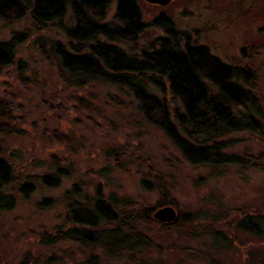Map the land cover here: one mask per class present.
<instances>
[{"label": "trees", "instance_id": "1", "mask_svg": "<svg viewBox=\"0 0 264 264\" xmlns=\"http://www.w3.org/2000/svg\"><path fill=\"white\" fill-rule=\"evenodd\" d=\"M110 4L111 0H0L1 19L8 23L27 22L24 30L0 41V73L14 65L24 70L22 61L15 63L17 50L32 34L38 35L33 45L54 68L57 79L68 91L66 97L75 103L76 112H98L114 131L120 126L128 127L139 136L147 130L146 134L162 141L182 166L207 167L220 175L231 166L244 165V159L226 153L232 141L224 138L261 131L262 114L250 72L223 64L204 47L191 46L186 34L175 30L170 18L159 16L146 24L136 0H116L114 17L106 23ZM148 27L161 29L163 37L155 40L140 57L128 55L118 47L137 41ZM48 32L67 38V46L56 38L46 39ZM165 85L171 103L152 92L154 89L163 94ZM91 91L95 93H89L88 100L81 96L69 98L74 92L87 95ZM12 118L10 105L0 102V135L17 132L11 125ZM63 140L71 143L72 138ZM104 153L107 163L111 159L117 168L130 161L123 149L106 146ZM52 159L47 164L50 174L29 176L20 185L13 168L0 158V213L11 214L19 201H27L39 184L57 189L64 178L74 175L71 165ZM113 170L111 166L104 171L113 173ZM158 174L154 183H146L143 176L139 178L140 187L145 192L156 190L159 200L154 206L138 211L128 208V202L123 204L115 195L86 193L82 190L86 184L78 180L59 200L41 199L35 203L36 210H61L67 229L56 227L50 233L38 234L36 246L18 257L2 253L0 264H65L64 258L75 254L72 249L65 250L67 242L84 255L83 262L73 264H104L108 259L110 262L124 258L136 263L137 255L150 243L138 225L149 227L151 212L171 205L169 186ZM119 205L123 209L120 212ZM218 214L220 211L215 213ZM183 217L189 216L178 215L170 224L174 233L165 234L168 238H164L180 242L188 237L199 248L211 243L212 248L235 254L236 264H249V258L243 261L239 252L232 250L239 238L247 246L253 241L255 246L247 248L264 257V203L255 216L221 224L220 217H213L212 224L206 225L194 224L196 218L191 216L182 221ZM243 223L246 231L240 229ZM221 244H225L224 250ZM97 250L98 256L94 253ZM260 264H264V259Z\"/></svg>", "mask_w": 264, "mask_h": 264}, {"label": "rangeland", "instance_id": "2", "mask_svg": "<svg viewBox=\"0 0 264 264\" xmlns=\"http://www.w3.org/2000/svg\"><path fill=\"white\" fill-rule=\"evenodd\" d=\"M136 1L146 24L150 25L159 16L170 18L175 30L185 33L191 46L204 47L223 64L247 70L252 75L253 93L262 114L261 131L224 138L232 141L225 149L226 153L241 157L244 165L231 166L220 175L207 167L182 166L162 141L146 134L147 130L140 137L128 127L116 126L114 131L98 112H76V105L66 97L68 91L57 79L54 68L33 45L38 35L32 34L19 45L15 58V63L22 61L26 68L20 71L14 65L0 73V102L10 105L11 125L17 131L9 136L0 135V158L13 168L20 185L29 176L50 174L47 164L53 157L60 159L62 165H71L74 175L64 178L57 189L37 185L30 198L19 201L11 214L0 213V255L6 253L18 257L36 246L38 234L50 233L56 227L67 229L61 210H36L35 203L43 198L59 200L80 181L86 184L82 187L86 193L100 191L104 197L115 195L123 204L128 202V208L138 211L154 206L159 200L156 190L145 192L140 187L139 178L143 176L146 183H154L159 173L170 189L168 202L171 205L167 206L175 210L177 218L188 214L189 217H183L182 221L195 217L194 224L198 225L212 224L213 217H220L221 224L247 215L255 216L264 203V0H174L163 7L147 4L144 0ZM115 4L116 0H111L106 23L114 17ZM26 26L27 22L23 20L8 23L0 18V41L9 40L14 32L24 30ZM162 37L161 29L148 27L137 41L118 47L138 58ZM45 38H56L67 46V38L63 36L48 32ZM164 91L161 94L152 89L155 95L171 103L166 85ZM89 93L94 95L95 92L87 95L74 92L69 98L81 96L88 100ZM171 106L178 109L174 104ZM65 137L72 138L71 143L64 141ZM106 146L123 149L130 161L125 162L123 168H117L111 159L107 163ZM126 146L129 149H124ZM111 166L114 172H106ZM150 171L152 173L147 177ZM14 195L18 198L16 193ZM117 208L119 212L123 210L121 205ZM158 209L151 212L149 227L138 225L150 243L140 252L141 256L137 255L136 263L127 258L110 262L102 259L104 264H236L233 260L236 255L225 251V244H221L224 251H220L212 248L211 243L199 248L188 237L180 242L167 239L165 234L174 233L175 229L170 224L153 220L152 215ZM217 211H220L219 216L215 215ZM243 225L240 229L246 231ZM162 226L169 227L162 231L165 229ZM147 228L150 230L145 231ZM209 239L212 242V237ZM219 239L223 240V237ZM237 239L238 246L234 245L232 250L238 251L243 261L249 258V264H260L263 255L247 248L254 247L255 243L252 241L247 246L245 240ZM64 248L75 252L64 258L65 264L84 261V255L76 251L75 246L67 242ZM94 253L99 255L98 250Z\"/></svg>", "mask_w": 264, "mask_h": 264}, {"label": "water", "instance_id": "3", "mask_svg": "<svg viewBox=\"0 0 264 264\" xmlns=\"http://www.w3.org/2000/svg\"><path fill=\"white\" fill-rule=\"evenodd\" d=\"M147 4L158 5V6H167L174 0H144ZM153 220L161 224H172L176 218L177 214L172 207L166 206L158 209L152 215Z\"/></svg>", "mask_w": 264, "mask_h": 264}]
</instances>
